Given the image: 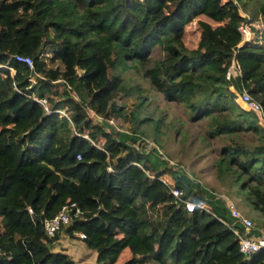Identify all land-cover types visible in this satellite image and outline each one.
<instances>
[{
  "label": "trees",
  "instance_id": "1",
  "mask_svg": "<svg viewBox=\"0 0 264 264\" xmlns=\"http://www.w3.org/2000/svg\"><path fill=\"white\" fill-rule=\"evenodd\" d=\"M235 1L0 0V264H76L53 249L60 234L94 251L93 264H115L124 249L120 264H264V250L238 252L220 196L145 151L146 98L124 77L202 121L206 139L220 142L217 181L239 183L262 217L254 234L264 231V128L229 89L264 114V0ZM240 12L258 26L239 44ZM233 57L240 76L228 82ZM127 96L134 109L115 104ZM148 120L157 133L159 121ZM62 207L68 220L50 237L43 222Z\"/></svg>",
  "mask_w": 264,
  "mask_h": 264
},
{
  "label": "rangeland",
  "instance_id": "2",
  "mask_svg": "<svg viewBox=\"0 0 264 264\" xmlns=\"http://www.w3.org/2000/svg\"><path fill=\"white\" fill-rule=\"evenodd\" d=\"M261 1L259 0V2ZM259 2L258 0H252L256 7H258ZM248 8L252 9L249 5ZM249 26L250 29L252 27L256 31L258 24L252 22ZM191 33L193 32H190L187 37L192 44ZM124 77L129 80V84H133V81L138 82L139 92L134 91V97L142 95L146 98L144 105L139 109L138 116L139 121L144 122L139 127L145 132L143 137L147 141L145 151L154 158L167 161L177 172L193 177L214 195L230 201L236 210L251 218L253 232L256 227V220L262 221V217L253 208L252 202L245 199L239 183L233 182V185H230L226 181L223 184L216 179L212 164L220 142L206 139L202 121L194 120V114H191L182 104L163 100L161 95L155 92L147 81L138 78L130 72L125 73ZM135 102L136 100L133 97L127 96L124 99L115 101V104L118 107L125 106L128 107L127 109H134L133 104ZM148 118L153 121H159L157 133L153 132L152 122ZM104 125L106 128L112 126L119 133H127L125 130H129L127 125L119 126L115 122L112 125L104 121ZM153 135L158 140L159 145L152 142L151 137ZM98 235L100 233H97L94 237ZM110 240L108 238V241ZM53 249H63L65 253L73 258L76 264L94 263V251L86 248L81 240L77 238L71 239L64 234H60L59 240ZM129 257L128 250L124 249L115 264H120Z\"/></svg>",
  "mask_w": 264,
  "mask_h": 264
},
{
  "label": "built area",
  "instance_id": "3",
  "mask_svg": "<svg viewBox=\"0 0 264 264\" xmlns=\"http://www.w3.org/2000/svg\"><path fill=\"white\" fill-rule=\"evenodd\" d=\"M234 4H236L235 0H231ZM241 16L245 19L237 24L236 30L240 35V43L244 41H248L252 37V31L250 29L249 24L247 23L248 18L246 15L241 13ZM247 20V21H246ZM231 54H234V50L232 49ZM14 60L21 64H24L28 68H32L31 59L28 56L23 55H14ZM10 69V68H9ZM79 72V71H77ZM240 76V69L237 60L233 57L230 64L226 67L224 71V80L230 82L234 78H238ZM32 82L33 80L30 79ZM232 86H229V89L233 92L234 97L233 101L237 104L238 107L245 111L252 112L256 117V124L258 127L264 128V114L262 107L258 102L253 100L250 95L245 92L243 89H240L239 92L234 91ZM34 100L43 106L45 110H47L46 104L44 99H36ZM171 195L174 197L176 202L184 203L185 209L190 212L194 208V204L188 201H183L180 198L181 190L178 188H171L170 190ZM224 203L227 207L228 213L230 217L233 219L231 223L227 225V228L230 229L232 234L237 239V250L239 253L247 256L253 254L259 250H264V231H260L258 235H255L252 232L253 222L249 217L243 215L238 210H236L230 201L223 199ZM74 204H70L68 208L73 207ZM68 208L62 207L60 211L52 218L46 219L43 222L44 231L48 236H53L59 229L61 224H65L69 217ZM78 210H75L74 216H76ZM78 237H84L81 233H74ZM3 253L0 252V256Z\"/></svg>",
  "mask_w": 264,
  "mask_h": 264
},
{
  "label": "crops",
  "instance_id": "4",
  "mask_svg": "<svg viewBox=\"0 0 264 264\" xmlns=\"http://www.w3.org/2000/svg\"><path fill=\"white\" fill-rule=\"evenodd\" d=\"M234 91H237V92H239V89H236V88H234L233 86L231 87ZM248 217V216H247ZM260 231H262V230H260Z\"/></svg>",
  "mask_w": 264,
  "mask_h": 264
}]
</instances>
